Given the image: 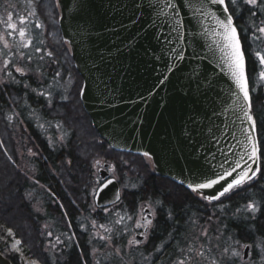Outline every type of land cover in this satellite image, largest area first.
Returning <instances> with one entry per match:
<instances>
[{"label":"trees","instance_id":"obj_1","mask_svg":"<svg viewBox=\"0 0 264 264\" xmlns=\"http://www.w3.org/2000/svg\"><path fill=\"white\" fill-rule=\"evenodd\" d=\"M225 2L228 4L229 0ZM230 12L234 13L245 50L252 115L264 152V81L259 76L264 66L255 54L257 51L264 54V40L251 39V24L255 21L258 25L261 14L252 17L251 9L242 0L241 8L230 7ZM35 15L44 27V40L34 37L25 49L24 58L8 66L9 80L0 83V225L4 226L0 228V253L12 264H21L20 258L24 257L39 264H100L102 259L92 253L102 251L103 243L93 239L88 228L81 229L79 221H95L100 227L112 229L107 234L112 237V245L123 247L124 233L130 230L125 224L127 217H134L138 204L142 203L157 205L148 244L140 257L145 259L149 253L155 254L151 264L166 259L171 264L184 258L183 253L177 257L176 249L182 247L188 252V245H195L188 237L191 222L203 227L216 221L226 234H234L235 241L264 244V155L260 159V174L254 181L211 203L154 173L148 174L142 156L111 151L92 128L79 100L82 80L71 60L69 47L61 38L57 0H37ZM36 47L41 49L39 53ZM46 50L52 53L51 57L44 55ZM41 56L44 58L40 59ZM15 67L23 68L24 74L16 72ZM56 72L60 73L59 77H55ZM69 80L71 85L64 92ZM8 116H12L11 121ZM14 126L19 127L34 152L24 157L28 169L18 170L14 163L16 145L11 139L13 134L18 135ZM99 158L118 171L121 177L118 185L123 189L120 202L107 212L93 203L94 191L100 185L93 163ZM126 175L134 181L132 189L123 188ZM250 203L256 207L253 215L248 211L246 219L232 220L235 213L247 209ZM117 213L125 217L121 224L115 223L119 218ZM8 228L12 229V238L21 241L22 257L7 249ZM53 237L60 244L54 243ZM127 254L120 259L110 258L107 264H121L120 261L137 264L134 259L138 255L132 251ZM213 257L217 260L209 255L203 261Z\"/></svg>","mask_w":264,"mask_h":264},{"label":"water","instance_id":"obj_2","mask_svg":"<svg viewBox=\"0 0 264 264\" xmlns=\"http://www.w3.org/2000/svg\"><path fill=\"white\" fill-rule=\"evenodd\" d=\"M163 3L57 0L58 27L81 87L86 86L79 100L99 139L113 152L148 153L156 177L191 191L189 184L202 179V173L220 170V164L228 168L238 159L243 145L237 141H245L241 130L248 125L231 110L227 93L235 86L218 64L214 37L193 19L201 0H174L184 22L183 39L173 31L177 17L172 9L158 15ZM171 49L182 51L184 59ZM107 168L104 164L97 172L102 182L93 197L97 209L113 208L121 199ZM108 180L112 184L103 188ZM219 187L193 193L211 203L215 200L204 197ZM117 193L119 201L113 203ZM249 252V246L243 248V261ZM0 264L12 263L0 253Z\"/></svg>","mask_w":264,"mask_h":264},{"label":"snow or ice","instance_id":"obj_3","mask_svg":"<svg viewBox=\"0 0 264 264\" xmlns=\"http://www.w3.org/2000/svg\"><path fill=\"white\" fill-rule=\"evenodd\" d=\"M243 5H247L249 9H251L250 15L252 17H257L258 13L260 15V23L257 25L255 21L252 22V36L251 39L255 41L264 40V0H242ZM29 6H32V0L29 2ZM219 6V7H216ZM160 11L158 15L167 16L168 13L165 11L166 8H170L174 11L177 19L175 20V27L173 31L176 32L177 39H183V29L184 22L179 19L180 13L175 11L176 4L174 0H164L162 5H159ZM189 7H192L190 4ZM230 7L232 9L238 10L241 8V0H229V3L226 4L225 0H201V3L194 8V16L193 19L197 21V23L203 27L204 33H211L214 37L213 43L215 45V50L219 52L218 64L223 70V74L227 76L235 88H229L228 96L231 99V110L236 115V118L241 121V123L247 122L248 127L243 128L241 131L245 136V141H237L243 145V151L238 155V159L232 161L228 168H224L223 164L219 165V169L217 170L215 167L212 168L210 172L202 173V179L197 178V182L193 184H189L191 191L194 193H199L204 189H213L215 186L219 185L220 187L217 189L216 193H213L211 196H205L204 199L209 202L213 200H220L221 197L226 196L233 192L236 189L243 187L247 182L253 180L256 177L257 173L260 171V159L261 156L264 155L262 152V146L256 139L257 126L256 121L252 115V105H251V96L249 89V82L246 75V58H245V50L241 43L240 33L238 32V27L234 23V13L230 12ZM222 10V11H221ZM30 15H35V12H31ZM12 16L9 14V21H11ZM211 20L213 22L211 27L205 26L204 21ZM191 23V20L188 21ZM20 25H24L23 27L17 28L16 24L9 22L7 24V28L12 29L13 32H18L19 37L21 38L18 42V47L28 48L33 40L32 36L29 34L30 29L26 27L28 21L25 17L19 18ZM35 28L41 29L42 24L39 22L35 23ZM13 32L7 33V35L11 36ZM257 33L259 35H257ZM2 39V37H0ZM170 42V41H169ZM42 44L43 41H40ZM4 47L8 48L9 44L7 41L4 43ZM35 51L39 53L41 49L39 47L35 48ZM174 53L175 57L179 60H183L184 57L182 55V51H177L176 49H171ZM256 56L259 59L260 65L264 66V54L260 51H257ZM44 55L51 57L52 53L46 52ZM21 59L24 58L23 53H20ZM44 57L41 56L40 59ZM31 60V56L28 57ZM10 63V58L4 60L3 70H5L6 75H11L10 72L6 71L8 69ZM171 71V67L168 68ZM16 72L21 75L24 74V70L21 67H16ZM60 73L56 72L55 77H59ZM260 79L264 81V70L259 73ZM54 77V78H55ZM167 77H164L166 80ZM163 83V80L161 81ZM86 86L80 88V94L83 96L86 92ZM39 95H46L44 92H39ZM50 96V94H48ZM47 98V97H46ZM67 97H64L66 99ZM7 119L9 121L12 120V116H8ZM43 128V125H40ZM60 127V125H57ZM235 135V134H233ZM63 137H61V140ZM144 156H148V153H142ZM251 161V163H249ZM99 163V161H97ZM255 165V167H254ZM231 178V179H229ZM112 184V180H108L105 184H103V188H106L108 185ZM102 190V188H101ZM99 195V192L94 191V196ZM119 201V193L116 194V200L113 202ZM247 210L255 212L256 207L254 204L250 203L247 205ZM107 212L108 209L105 208ZM140 219L136 221V228L143 227L145 229V233L147 232L148 227L152 224V220L148 215H144V209H141ZM115 223L121 224V222L125 219L124 216H120ZM129 220L132 219L131 216L127 217ZM93 225H95V221H93ZM3 225H0V228H3ZM102 228L106 232H111L112 229L107 228L104 225H101ZM8 236H13L12 229H6ZM145 233H139V235H145ZM205 236L207 235L206 231L203 233ZM111 236L107 237V239L111 240ZM101 240L106 239L104 236H100ZM140 241L135 239H130L128 244L130 246L139 244ZM21 244L19 239H16L15 242L11 245L12 250L17 251L18 246ZM243 247H248L247 245ZM160 249L158 248L157 251ZM193 249L189 246L188 252L191 253ZM264 251V248H262ZM119 250H117V254ZM201 257L203 253H198ZM228 260H232L233 264H235V259L239 258L243 261L244 257L241 252L230 249L226 247L222 253ZM30 264H37L36 261H30ZM177 264H189L188 257L185 256L181 258ZM211 264H217L216 260H213Z\"/></svg>","mask_w":264,"mask_h":264},{"label":"rangeland","instance_id":"obj_4","mask_svg":"<svg viewBox=\"0 0 264 264\" xmlns=\"http://www.w3.org/2000/svg\"><path fill=\"white\" fill-rule=\"evenodd\" d=\"M37 0H32V6H29V2L30 0H0V37H2V39H0V83H6L9 79H8V75H6L5 70H3V64H4V60L5 59H9L10 58V64L15 63L18 64V62H20L22 59L20 57V53H23V55L25 56V49L28 48H22V47H18V42L20 41V37L18 35V32H13L12 29L7 28V24L9 22L16 24L17 28L19 27H23L24 25H20L19 23V18L20 17H25L26 20L28 21L26 27L28 29H30V35L32 36V40L34 37H40V39L44 40L43 35H44V27L42 25L41 29H36L34 30L35 23L36 22H40V20H38V18L36 17V15H30L31 12H35V4H36ZM9 14H11L12 19L11 21H9ZM9 32H13V34L11 36L7 35V33ZM5 41H7V43L9 44L8 48L4 47V43ZM44 43V42H43ZM46 52H48L46 50ZM16 70V67H15ZM8 71V69L6 70ZM68 84L66 87H64V92H67L68 88L71 85L70 80L68 81ZM15 132H17V137L13 134L12 136V143L15 147L16 145V149L14 150V156L16 157L15 160V165L17 166L18 170H23L24 169H28L27 167V163L25 162V158L28 155H34V152L28 142V140L26 139L25 136H22L20 131H19V127L14 126ZM12 135V134H11ZM10 135V136H11ZM61 139V137L59 138ZM9 141V140H8ZM9 144V142L7 143ZM8 153L6 154V157H8ZM97 161H99V163H97ZM131 162H133L131 160ZM130 162V163H131ZM108 164L109 168H108V173L110 175V177L112 179H115V181L118 183L121 179V177L118 175V171L109 163H107L106 161H104L102 158H99L97 160H95V162L93 163V172L94 175L97 177L98 179V175L97 172L98 170L101 168L102 165L104 164ZM142 164H144V166L146 167L145 170L148 174H152L153 173V168H152V163L150 160H144L142 162ZM143 169V166H142ZM130 175H126V179L123 185V188L126 189H132L133 188V180H129ZM99 180V179H98ZM130 181V182H129ZM120 194L122 192V187H120ZM37 203L39 205H41V201L37 200ZM156 206L157 205H152L149 203H142V204H138V207L135 211V215L134 217H132L131 220L126 221V227L128 229H130L128 232L126 231L124 233V245L123 247H118V246H113L112 245V240L107 239V234L108 232H106L104 230V228L98 226L97 224L93 225V222H89L86 220H80V228L81 229H86L88 228L90 230V233H92L93 235V239H95L98 242L103 243V250L102 251H97L94 250V252L92 253L93 255H96V257L101 258L102 259V263L100 264H107L108 262H110V258H121L120 256L122 255H128L127 253H129V251H132L133 253H136L138 256H136V258L134 259L136 261L137 264H146L145 262L147 261V264H151V260L152 257L155 255L153 253H149V255L147 256L148 258L145 259H141V254L144 251V249L146 248L147 244H148V240H149V233L153 227V223L156 219ZM95 207V206H94ZM141 209H144L148 211L147 214L143 213L144 215H149V218L152 220V224L148 227V231L147 234L145 235H139V233H142L143 231V227L141 228H136L135 224L136 221L138 219H140L141 216ZM43 211V210H42ZM41 211V212H42ZM246 213H248V210L245 209L243 211H241L240 213L237 212L235 213V215L232 216V220L237 218V219H246ZM254 212H251V215H253ZM236 216V217H235ZM47 229V227H46ZM48 231V229H47ZM206 231L207 235L205 236L203 233ZM7 234V232H6ZM48 234L50 235V233L48 232ZM191 238V241H193L195 243V245L193 244H189V246H191V248L193 249V251L191 253L186 252V249L184 250L182 247H180L181 249L177 248L176 252H178L179 254H177V257L180 256L181 253H183V257L187 256L189 258V264H211V262L213 261V259L216 258H212L210 261L208 262H204L203 261V257H208L210 256H216L217 257V264H233L232 260H228L225 256L222 255L224 249L226 247H229L230 249H235L239 252H241L242 254V250H243V246L248 245L250 247V252H249V257L246 261H241L239 258L235 259V264H264V251H262V248H264V244L263 243H258L255 242L254 245L251 244H246V243H242L239 242V240L235 241L236 239L234 238V234H226L224 229L222 228L221 225H219L216 221L211 222V224H207L205 226L202 227V225H197L195 222V226L194 224H190L189 226V234H188ZM100 236H104L106 237V239L101 240ZM142 237V240H138L137 237ZM10 238V242L7 245V249L9 252L11 253H16L17 255L21 256V249H20V245L18 246L17 251L12 250L11 245L15 242L16 239L12 238V236H9ZM130 239H135L137 241H140L139 244L137 245H132L130 246L128 244V241ZM53 241L54 243H59L57 241V239H55L53 237ZM184 245V244H183ZM55 248V245H54ZM117 250H119V253L117 254ZM160 251H158L157 253H159ZM202 252L203 256L201 257L200 255H198V253ZM158 255V254H156ZM94 260H96L95 256L93 258ZM206 259V258H205ZM123 260V259H122ZM133 260V259H132ZM168 259H166L164 262H159L158 264H168L169 261H167ZM180 259L176 260L174 263L171 264H177V262ZM194 260V262L192 261ZM30 261H33L32 259H28V258H20V263L21 264H30ZM35 261V260H34ZM37 262V261H36ZM121 264H124L122 261H120ZM130 263L132 264L133 261H130ZM129 263V264H130ZM37 264H39L37 262ZM99 264V263H98Z\"/></svg>","mask_w":264,"mask_h":264},{"label":"flooded vegetation","instance_id":"obj_5","mask_svg":"<svg viewBox=\"0 0 264 264\" xmlns=\"http://www.w3.org/2000/svg\"><path fill=\"white\" fill-rule=\"evenodd\" d=\"M141 159H142V161H144V160H150L149 158H147V157H143V156H142ZM147 231H148V230H147ZM142 233H145V229H143ZM145 234H147V232H146Z\"/></svg>","mask_w":264,"mask_h":264}]
</instances>
